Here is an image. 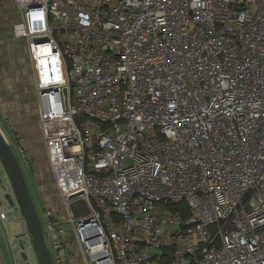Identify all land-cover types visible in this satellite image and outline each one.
I'll return each instance as SVG.
<instances>
[{"label": "built area", "instance_id": "built-area-1", "mask_svg": "<svg viewBox=\"0 0 264 264\" xmlns=\"http://www.w3.org/2000/svg\"><path fill=\"white\" fill-rule=\"evenodd\" d=\"M12 2L53 264H264V0Z\"/></svg>", "mask_w": 264, "mask_h": 264}, {"label": "crops", "instance_id": "crops-1", "mask_svg": "<svg viewBox=\"0 0 264 264\" xmlns=\"http://www.w3.org/2000/svg\"><path fill=\"white\" fill-rule=\"evenodd\" d=\"M17 13L12 0L10 5L0 0V127L11 138L14 136L16 143L18 138L23 139L27 148L33 150L41 146L43 138L27 43L14 31ZM10 23L13 27L8 28ZM0 264H5L1 246Z\"/></svg>", "mask_w": 264, "mask_h": 264}, {"label": "rangeland", "instance_id": "rangeland-1", "mask_svg": "<svg viewBox=\"0 0 264 264\" xmlns=\"http://www.w3.org/2000/svg\"><path fill=\"white\" fill-rule=\"evenodd\" d=\"M4 1L7 5L11 4V0ZM9 26H12V23L8 24V28ZM2 131H4L3 133H5L4 135L6 136L10 147L16 154L18 161L22 166L24 176L29 185L41 221L43 222V208H50L65 217V208L61 197L56 190V183L54 182L53 173L47 160L43 141L41 146H36L33 150L27 148L29 163L26 165L20 161L17 153V144L24 140L18 138V142L16 143L14 136L11 138V135H9L5 128H2ZM9 194L13 196L16 207H12L6 200V196ZM17 206L18 202L16 200L12 183L0 163V211L4 212L8 217L7 227L4 223L0 226V246L5 254V264H39V257L28 232L24 216ZM1 227L3 228V231ZM9 241H12L11 247L8 245ZM23 253L27 255V261L22 257ZM160 253V251L155 252L157 255Z\"/></svg>", "mask_w": 264, "mask_h": 264}, {"label": "water", "instance_id": "water-1", "mask_svg": "<svg viewBox=\"0 0 264 264\" xmlns=\"http://www.w3.org/2000/svg\"><path fill=\"white\" fill-rule=\"evenodd\" d=\"M0 163L12 183L16 200L18 202L17 208L22 211L24 216L28 232L32 238L33 245L39 257V264H53L52 255L44 237L43 225L34 204L23 169L16 154L10 147V144L8 143L1 127ZM6 200L12 207H16V203L12 195H7ZM22 257L27 261L28 257L26 254L23 253Z\"/></svg>", "mask_w": 264, "mask_h": 264}, {"label": "trees", "instance_id": "trees-1", "mask_svg": "<svg viewBox=\"0 0 264 264\" xmlns=\"http://www.w3.org/2000/svg\"><path fill=\"white\" fill-rule=\"evenodd\" d=\"M165 264H171V252L168 251V255H167V258L165 260Z\"/></svg>", "mask_w": 264, "mask_h": 264}]
</instances>
